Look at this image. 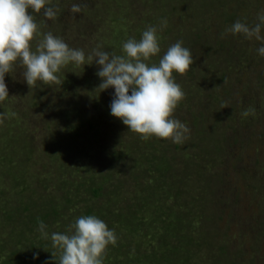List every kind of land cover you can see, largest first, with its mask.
Masks as SVG:
<instances>
[{"label":"rangeland","instance_id":"1","mask_svg":"<svg viewBox=\"0 0 264 264\" xmlns=\"http://www.w3.org/2000/svg\"><path fill=\"white\" fill-rule=\"evenodd\" d=\"M73 4L82 11L72 13ZM52 5L60 9L54 21L43 10L32 13L40 32H52L86 57L97 46L124 55L123 43L139 41L149 26L158 28L161 47L150 65L183 41L195 62L185 75L173 73L186 93L174 118L189 127L190 138L183 144L155 136L145 141L129 131L111 115L114 88L98 89L102 79L95 62H70L57 73L60 85L38 81L31 89L24 69L15 67L5 74L9 98L0 102L5 114L0 264L31 262V243L40 246L34 250L40 262L47 261L42 264H56L51 253L59 250L52 247L51 233L66 232L82 215H69L68 202L75 209L127 205L121 214L130 225L136 216L142 223L144 217L164 218L145 231L151 237L117 226L118 242L137 256L154 252L148 264H179V247L168 243L186 221L192 239L188 264H264V56L254 38L231 33L222 38L237 20L257 22L264 0H52ZM165 19L167 27L159 31ZM41 39L32 42L33 51ZM249 108L255 114L243 117ZM74 147L84 155L73 154ZM90 176L104 185L94 199L77 187ZM51 209L54 216L43 219L45 240L33 224ZM109 260L117 264L116 256Z\"/></svg>","mask_w":264,"mask_h":264},{"label":"clouds","instance_id":"2","mask_svg":"<svg viewBox=\"0 0 264 264\" xmlns=\"http://www.w3.org/2000/svg\"><path fill=\"white\" fill-rule=\"evenodd\" d=\"M46 20H56L60 9L52 5V0H0V102L9 98L5 83V74H10L15 67L24 69L23 79L29 88L37 82L45 85L62 82L57 73L70 62L76 66H100L96 73L102 82L101 91L114 88L110 104L111 115L120 119L129 131L139 134L147 141L151 137L171 140L183 144L190 138V129L174 118L178 105L186 98V93L176 82L173 73L181 76L191 70L194 58L190 49L183 46V41L172 44L159 60L158 65L149 64L151 57L161 52L158 28L149 26L139 41L129 38L122 45L124 55L92 49L85 56L82 49H73L52 32L41 33L40 25L32 13H41ZM82 11L80 4H73L72 13ZM167 27V20L161 21L159 31ZM264 10L257 14V22L252 25L237 20L225 33L242 34L245 39L261 42L257 49L264 56ZM42 35L35 51L32 42ZM87 61V63H86ZM224 83V81H223ZM130 93V94H129ZM227 107L224 105L222 108ZM252 108L241 115H254ZM4 113H0V124ZM38 231L45 240L49 239L47 225L38 220ZM52 247L59 250L52 257L56 264H103L109 245L115 246L118 237L114 229L94 215H83L69 224L66 232H53L50 236ZM38 258V253L34 254Z\"/></svg>","mask_w":264,"mask_h":264},{"label":"trees","instance_id":"3","mask_svg":"<svg viewBox=\"0 0 264 264\" xmlns=\"http://www.w3.org/2000/svg\"><path fill=\"white\" fill-rule=\"evenodd\" d=\"M74 148L72 149L73 154L79 153L80 154L79 158L84 155V153H83V151H81V149H78L76 147H74ZM74 157L77 158L78 155H74ZM108 176H109L108 174L105 175V177H108ZM86 179L87 178H84L83 183L81 182L80 184L77 185V187L83 186V190H84V193L87 194V198L90 197L91 199H94L95 197L100 195L99 191L102 190L104 185H103V183L102 184L101 183L95 184L94 180H93V178H91V176L89 177L88 182H86L87 181ZM86 184H88V185H86ZM112 193H114L113 192V186L111 188L110 194L108 193L109 194L108 198L103 202V204L109 203V200L112 196ZM65 204H66V201H65ZM70 204H71V202L70 203L68 202V204H67L68 206L64 205L67 210H70L69 215L77 213V215L82 214L81 216H83V215L98 216V218H100L101 220H103L107 224L109 229H115L116 235H118L117 234V229H118L117 226H119L127 234L128 233H131L132 235L139 234V235H141V238L143 237L142 235L147 234V236L151 237L150 234L146 233L145 231L149 230L150 228L152 229V227L155 225V223L157 221H159V220L164 221V218H159L156 221V219H152V218L147 219L146 217H144L145 219L142 223L139 221V217L136 216V219L133 221L134 224L130 225V223L132 221L126 219V217L123 218V216L121 214V213H123V211L125 210L127 205L118 206V203H116V204L110 205V206H108V205H106V206L97 205L96 208H92V209H90L92 206L91 207H84V209H75L73 207H70ZM87 206H89V205H87ZM104 207H106L105 211L102 210V209H104ZM115 208H117V209H115ZM54 212L55 211L53 209H51L48 213L44 214V216H42L39 219L43 221V219L47 218V220H49V218L51 219L54 216V214H55ZM132 213L134 214V212H132ZM96 214H100V216L96 215ZM158 215L160 216V214H158ZM109 217H111V219H109ZM70 219H71V217H70ZM76 219L71 220V222L75 221ZM36 221L34 222L33 225L36 226V229H37L39 227V225H38V220H36ZM148 221L150 224L148 223ZM186 222L182 223L181 227H179V232L177 234H175V236L170 235V237H171L170 239L172 241L176 239V243H174L172 241L171 242L169 241V243H168V245H171V247H176V246L179 247V250H180L179 264H188V260L190 257V255L188 254V252H189L188 248H186V247H188L192 243V239H191V236L188 234V228L190 227V223L189 222L186 223ZM125 224L127 226H125ZM141 224L143 227L140 226ZM130 230L133 232H130ZM36 233H37L36 236L40 237V232L37 231ZM156 236L158 237V235H156ZM152 238L154 239V237H152ZM156 239H158V238H156ZM38 240H39V238H38ZM162 240L163 241H161V242L164 243V239H162ZM27 248L29 250H32L33 252H31L29 254V258L31 259V262H27L26 264H42V263L47 262L44 260L40 262L37 258H34V254L36 253V251L34 249L40 248V246L38 244L35 245L34 243H31V245H28ZM133 252H137V251L134 248H132L130 250V247H128L125 244H121L117 241V244L115 246L110 245L108 247L107 255L104 258L103 264H114V263H112V261L109 260V258H111L112 256H116V263L117 264H148V261H146L145 259H150L151 256H153V254H154V252H150V254H146L145 256L142 254H138V256H137ZM59 254L60 253L56 252V255L58 258H59ZM149 262H150V260H149ZM15 264H21V262L18 263V261H15Z\"/></svg>","mask_w":264,"mask_h":264}]
</instances>
